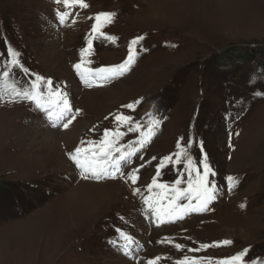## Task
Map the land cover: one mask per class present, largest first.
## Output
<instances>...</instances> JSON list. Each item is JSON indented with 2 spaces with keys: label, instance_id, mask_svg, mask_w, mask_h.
Segmentation results:
<instances>
[{
  "label": "rangeland",
  "instance_id": "374dc122",
  "mask_svg": "<svg viewBox=\"0 0 264 264\" xmlns=\"http://www.w3.org/2000/svg\"><path fill=\"white\" fill-rule=\"evenodd\" d=\"M87 2L89 8L72 9L73 16L61 25L56 8L65 9L54 0H0V53H5L0 72L10 44L25 67L51 78L53 86L62 84L73 111L80 109L67 128L79 120L76 136L68 141L67 129L54 126L35 104L0 101V264H147L157 256L158 264H176L184 256L211 257L215 264L245 248L246 261L264 264V0ZM102 11L118 13L103 29L117 39H95L91 54L82 57L95 22L87 17ZM137 36L145 38L124 76L89 87L73 67L82 59L88 69L119 64ZM14 78L25 84L32 77L14 69ZM94 90L98 92L86 94ZM137 100L134 110L122 107ZM120 112L144 124L149 113L165 118L152 142L123 169L127 174L139 168L137 183L119 176L82 178L67 154L82 140L98 141L105 129H114ZM41 125L57 132L55 147L41 148ZM137 136L128 133L121 143ZM189 140L203 141L221 194L210 211L150 224L143 211L146 186L161 159L178 151V141L187 145ZM189 152L201 157L198 143ZM160 171L162 183H173L178 173L186 175L183 164H166ZM229 175L240 179L231 192ZM81 182L121 186H112L95 207L92 197L82 196L87 189ZM136 187L140 194L133 191ZM117 230L134 238L127 253ZM165 238L185 248L160 243ZM225 239L233 243L188 251Z\"/></svg>",
  "mask_w": 264,
  "mask_h": 264
},
{
  "label": "snow or ice",
  "instance_id": "6c2138e0",
  "mask_svg": "<svg viewBox=\"0 0 264 264\" xmlns=\"http://www.w3.org/2000/svg\"><path fill=\"white\" fill-rule=\"evenodd\" d=\"M55 4L62 5L65 9L56 8V17L61 25L68 23L69 17L73 16L72 9L79 7L87 9L90 7L87 0H54ZM118 13L116 11H102L89 16L87 19L93 20L91 31L88 34L87 47L81 49V56L90 55L93 49V41L98 38H104L115 41L117 37L108 35L103 29L114 23ZM79 17V13L75 14L71 23L75 24ZM144 36H137L128 45V54L124 61L119 64L100 67L96 69L84 68L85 61L76 63L73 67L80 75L83 82L89 86H100L96 82L107 83L111 80L124 76L131 71L135 64L139 51L137 46L144 40ZM174 46V45H173ZM147 51V49H144ZM5 57V53H0V58ZM21 53L14 49L10 44L7 46L6 58L3 59V71L0 72V101L4 103H17L28 101L35 104L36 108L44 111L53 125L59 124L67 129L76 119V115L80 109L73 111V106L69 100V94L64 90V86H53L51 78H46L40 74L31 72L21 62ZM91 63V61H87ZM14 69L20 70L25 76L32 77L25 84H19L14 78ZM140 101H134L125 104L122 107L134 110ZM146 124L135 120L133 116L126 115L123 112L114 116L116 127L114 129H105L102 138L98 141H81V145L76 147L74 151L67 155L79 169V174L84 179H116L118 176L123 177L126 181H130L132 185L137 183L139 168H133L125 174L123 169L132 162L133 158L141 153L142 150L150 144L153 138L158 134L163 119L155 117L151 113L148 114ZM126 126V131H121V127ZM128 133H137L135 140H129L127 143H121V140ZM239 135V133H236ZM183 140V137H181ZM87 143V147H85ZM193 143H198L201 157L194 158L189 149ZM178 151L164 156L157 165L156 177L150 184L146 186L147 195H144L143 209L145 216H154L157 226L165 223H175L182 221L186 216L192 213H203L210 211V205L217 200L221 194V189L217 185L214 177L217 172L210 163L208 153L203 150L204 144L200 140L198 142L189 140L187 145L177 143ZM142 158V157H141ZM175 158V159H174ZM156 157H152L155 160ZM147 163H151L148 161ZM183 164L185 173H178L179 177L173 183L160 182L161 169L166 164ZM141 164L139 167H144ZM227 191L231 192L240 183L238 176L229 175L226 177ZM186 186H181L185 185ZM133 191L137 194L141 193V189L136 187ZM186 201V202H185ZM241 207H245L241 204ZM123 243L120 245L127 253L131 250L135 241L134 238L122 230H117ZM160 243L173 244L178 250L185 248L184 245L174 243L173 239L165 238ZM233 241L225 239L222 241H214L212 244H201L198 248L188 249L189 252H199L210 247H219L221 245H230ZM249 249L242 251L226 258L215 261V264H256L255 260L246 261ZM161 257L148 260L147 264H158ZM211 257H195L184 256L176 261V264H212Z\"/></svg>",
  "mask_w": 264,
  "mask_h": 264
},
{
  "label": "bare ground",
  "instance_id": "6f19581e",
  "mask_svg": "<svg viewBox=\"0 0 264 264\" xmlns=\"http://www.w3.org/2000/svg\"><path fill=\"white\" fill-rule=\"evenodd\" d=\"M38 4V3H37ZM35 5V4H34ZM38 6V5H37ZM43 6H44V4H43ZM36 8V7H35ZM40 8V7H39ZM41 8H42V6H41ZM40 8V9H41ZM39 9V10H40ZM42 10V9H41ZM54 36V35H53ZM52 36V37H53ZM64 76V75H63ZM65 77V76H64ZM101 90V89H100ZM98 92L97 90H94V91H88V92H86V94H92L93 92ZM42 122V121H41ZM79 120L77 121V122H75V125L71 128V129H67V131L66 132H64V134H66L67 135V139H68V141H70V140H73L74 138H75V132L78 130L77 129V127L79 126ZM38 124H40V123H38ZM46 125V124H45ZM37 129H38V131H39V133L40 134H42V136H43V144H42V149H43V147H46V146H49V147H51V148H53V147H55L56 146V131L55 130H52L51 128H44V125L42 126H37ZM66 130V129H65ZM4 132L6 133V131L4 130ZM59 134V133H58ZM3 137H4V135H3ZM7 137V136H6ZM58 139V138H57ZM70 146V145H69ZM83 184V186L85 187V189H87V190H85L86 192H83V193H85V194H82V196L84 197V195H87V196H90V197H92L91 199H92V204H93V206H95V207H97L99 204L101 205V203L104 201V196L105 195H108V194H110V192H112V190H113V188H112V186H114L115 188H119L121 185L120 184H117L116 182H109V184H107L106 183V185L108 186V187H104V188H99V186H101L103 183H101L100 185H96L95 183H90V182H81V183H79L78 185H82ZM104 185V184H103ZM112 188V189H111ZM122 189V188H121ZM115 190V189H114ZM93 191V192H92ZM78 192H80V190L78 191ZM92 192V193H91ZM81 194H79L78 196L80 197L81 196ZM85 198V197H84ZM97 198V199H96ZM87 199V198H86ZM74 201H75V199H74ZM80 201H81V199H80ZM85 201V200H84ZM98 201V202H97ZM82 203H83V201H81ZM86 202V201H85ZM88 202V201H87ZM74 203V202H73ZM77 203H80V202H76L75 203V206L77 205L78 206V204ZM98 203V204H97ZM70 204V203H69ZM68 204V205H69ZM85 204V203H84ZM71 205V204H70ZM73 205V204H72ZM87 205V204H86ZM92 206V205H91ZM67 207V206H66ZM87 207V206H86ZM85 207V209L87 210H90V208H86ZM89 207V206H88ZM69 208V207H68ZM71 208V207H70ZM72 208H74L75 209V207L73 206ZM82 208H83V210H84V207L82 206ZM93 208V207H92ZM71 210V209H70ZM85 212V211H84ZM71 215V214H70ZM69 216V215H68ZM150 217V216H149ZM148 222L150 223V224H156L155 223V217L154 216H151L150 218H149V220H148ZM173 227V226H172ZM161 229V228H160ZM165 229V228H164ZM163 230V229H162ZM161 232H164V233H166L165 232V230H163V231H161ZM144 238V237H143Z\"/></svg>",
  "mask_w": 264,
  "mask_h": 264
}]
</instances>
